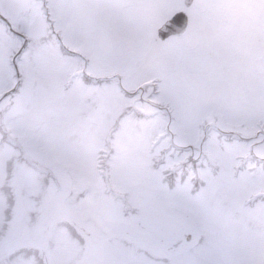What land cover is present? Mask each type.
<instances>
[{
    "label": "rangeland",
    "instance_id": "rangeland-1",
    "mask_svg": "<svg viewBox=\"0 0 264 264\" xmlns=\"http://www.w3.org/2000/svg\"><path fill=\"white\" fill-rule=\"evenodd\" d=\"M0 264H264V0H0Z\"/></svg>",
    "mask_w": 264,
    "mask_h": 264
},
{
    "label": "water",
    "instance_id": "water-1",
    "mask_svg": "<svg viewBox=\"0 0 264 264\" xmlns=\"http://www.w3.org/2000/svg\"><path fill=\"white\" fill-rule=\"evenodd\" d=\"M192 0H184V4L189 6ZM187 26V17L183 12H176L168 21H166L159 29L158 36L165 39L171 35L183 34Z\"/></svg>",
    "mask_w": 264,
    "mask_h": 264
},
{
    "label": "flooded vegetation",
    "instance_id": "flooded-vegetation-1",
    "mask_svg": "<svg viewBox=\"0 0 264 264\" xmlns=\"http://www.w3.org/2000/svg\"><path fill=\"white\" fill-rule=\"evenodd\" d=\"M178 243H179V245H180L181 242H178Z\"/></svg>",
    "mask_w": 264,
    "mask_h": 264
}]
</instances>
